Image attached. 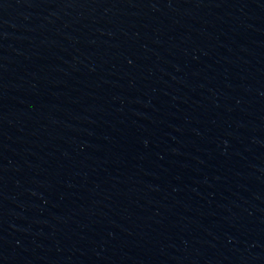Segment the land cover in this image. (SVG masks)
<instances>
[{"label": "water", "instance_id": "1", "mask_svg": "<svg viewBox=\"0 0 264 264\" xmlns=\"http://www.w3.org/2000/svg\"><path fill=\"white\" fill-rule=\"evenodd\" d=\"M264 168V0H0V264H157Z\"/></svg>", "mask_w": 264, "mask_h": 264}]
</instances>
